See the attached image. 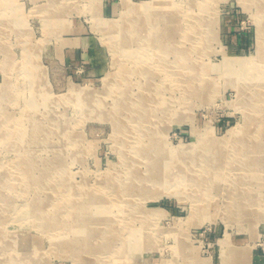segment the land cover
Listing matches in <instances>:
<instances>
[{"label":"rangeland","instance_id":"1","mask_svg":"<svg viewBox=\"0 0 264 264\" xmlns=\"http://www.w3.org/2000/svg\"><path fill=\"white\" fill-rule=\"evenodd\" d=\"M130 1L139 6L153 0ZM163 1L156 2L159 4L154 12L155 24L160 15L165 14L184 29L190 25L185 13L203 15L205 34H190L187 43L194 47V41L202 38V43L200 41L197 45L199 49L197 46L192 48V56L200 65L194 70L201 76L202 91L200 96L186 103L182 114L180 109L159 114L161 119L155 121L159 126V132L153 138L155 145L145 151V155L136 157L140 131L134 127L141 125L123 117L122 123L127 129L117 130L118 123L111 116L117 93H108L119 71V55L113 48L115 34L121 31L122 37L126 38L128 31L133 29L131 20L135 18L141 22L145 14L127 19L122 17V0H0V84L10 82L14 87L5 107L12 117L19 118L27 100L32 99L34 91L23 74L26 42L42 45L38 61L44 70L46 89L53 97L65 100H57L49 107L44 104L38 107L40 113L50 110L63 116L69 129L73 130L72 140L78 144L66 141L59 147L63 148L62 164L67 170L66 177L78 185L80 192L82 185L94 187L113 175L117 178L121 175L123 184L131 183V174L137 169L141 175L149 177L157 167L167 168L180 180L183 175L190 177L192 171L201 172L203 165L211 166L215 162L209 156L208 143L219 140L223 142V149L229 140L233 141L235 134L247 133L246 117L253 115L254 108L248 111L245 106L264 99V85L250 87L252 81L244 77L240 65L244 68L260 66L264 71V59L259 58L260 54L264 58V52L259 51L262 45L264 47V0H166L165 4ZM203 6L206 8L202 10ZM108 23L113 24L114 31L103 28ZM165 24L164 20L159 29ZM9 60L20 65V70L5 68L4 63ZM247 84L250 90L246 89ZM132 86L133 92L139 94L137 83ZM77 90L87 93L88 98L95 95L103 99L108 109L101 112L94 105L83 106ZM38 93L41 99L43 93ZM175 95L179 96V93ZM6 142L0 140V167L12 166L20 155L19 149ZM43 157L51 158L53 153L44 152ZM38 164L41 168L35 171L36 175H48L44 184L53 186L63 182L64 176H60V172L57 176L51 163ZM6 173L0 171V180ZM239 174L238 170L228 171L227 177H222L213 189L211 205L200 212L195 209L197 189L190 186L191 180L186 182L188 186L183 185V180L178 186L170 183L163 186L156 181L139 184V190L126 207L131 214L134 213L126 219L137 230L133 236L125 232L127 246L129 249L134 247V252L129 254L133 264H264V177L255 180L246 190L258 203L252 208L243 207L245 209L239 213L229 206L231 200L228 198L233 195V191H228L231 181ZM13 179L14 185L16 177ZM15 185L17 187L7 189L5 193L13 199V205L8 209L12 211L7 212L13 223L10 227L8 224L5 234H13L23 227L26 235L39 242L42 250L38 259L44 260L45 264H118V256L126 252V246L120 253L104 250L100 245L104 242V231L99 230L101 242L91 241L92 251L82 252L76 247L73 251L62 249L61 242L55 245L48 233L32 223L35 218L31 215L21 225L14 214L16 209L22 208L18 210L19 215L28 214L23 209L24 204L33 203L38 197L44 199L52 193L39 190L38 186L25 189L20 181ZM66 195L69 197L68 193ZM259 203L262 205L258 206ZM54 205L48 202L43 208L47 212ZM2 207L0 202V209ZM151 210H162V213L146 218ZM63 213L61 210L55 217ZM78 224L81 223L76 222ZM60 236L58 233L57 237ZM66 236L75 243L77 229L68 230ZM0 237L4 238V234Z\"/></svg>","mask_w":264,"mask_h":264},{"label":"bare ground","instance_id":"2","mask_svg":"<svg viewBox=\"0 0 264 264\" xmlns=\"http://www.w3.org/2000/svg\"><path fill=\"white\" fill-rule=\"evenodd\" d=\"M160 1L153 0L150 3L136 6L130 0H122L124 7L122 17L126 16L127 19L132 15L139 16L145 14V18L141 22L135 18V20H131L133 29L128 31L127 34L129 36L126 38L122 37V32H118L117 28L118 34H115L117 36L113 39V48L119 55L117 59L119 71L118 78L108 93V95H116L117 93L115 103L111 107L114 108L111 116L118 123L117 130L127 129L124 126L125 124L122 123L123 117L129 118L132 122H138V125H141L140 127H134L138 132L140 131V137L136 141L139 147V150L134 154L136 157L145 155V151L150 150L151 146L155 145L153 138L159 132L158 122L155 121L161 119L159 114L165 115V113L175 109H180V112L181 110L184 111L186 103L194 97L200 96L202 91L199 84L201 76L197 75V72L194 70L195 67L200 66L198 65L199 61L192 56V48H197L202 38L200 37L199 41H194V47L192 45L188 46L187 43L190 41V34L199 36L205 34L203 15L185 13V16L189 18L190 25L184 29H181L178 22L165 14L164 16L160 15L157 19L159 24H155L153 20V17H155L154 12L157 10V5ZM156 2L159 3L156 4ZM163 2L165 4L166 0ZM206 6H203L202 10ZM181 14L183 15V13ZM164 20L166 24L160 30L159 26ZM185 22L188 23V19ZM103 28L113 30L114 26L112 23H108L106 27L103 25ZM26 43V60L23 74L28 77L32 86L31 89L34 92L32 99L27 100L21 117H12L5 107V101L12 95L14 87L11 86L10 82L0 84V140L7 141V144L20 150L18 162L10 167H0V171L4 170V172H8L0 180V202L3 203V207L0 209V234H4V238L0 237V250L2 251L0 254V264H45L44 260L38 259L39 253L42 250L39 242H35L31 236L26 235L23 227L17 229L13 234H11L12 232L5 234L8 224H10V227L13 223V218L10 219L7 213L12 211H8V209L12 207L13 199L5 193L12 187H17L15 184L19 181L25 189L38 186L39 190H47L52 193L44 199L38 197L33 203L24 204L23 209L28 214L19 215L18 210L22 208L16 209L14 213L16 216H14L19 219L21 225L25 222L24 219L28 215H31V217L35 218L32 220V223L38 225L43 232L48 233L55 245L61 242L60 246L62 249L73 251L75 250L74 247H76L77 250H82V252L92 251L93 245L91 241L100 240L99 242H101L102 236L99 235V230L101 232L104 231V242L100 244L103 245L104 250L108 251L111 249L112 252L120 253V250L124 252L126 246V252L118 256V264L134 263L129 255L131 251L134 252L132 250L134 247L129 249V246H127L128 237L125 235V232L133 236L137 230L133 226V223L128 222L126 219L127 216L134 215V213L131 214L130 211L126 210V207L129 206L128 203H131L128 201L133 200L137 190H139V184H144L145 181H156L163 186L169 183L178 186L182 185V180L184 181L183 185H187L186 182L191 180L190 186L193 189H197V194L194 196L195 199L193 198L194 201L197 200V205L195 207L196 203H194L193 207L200 212L209 206L210 199L214 198L212 194L213 189L216 188L222 177H227L228 171L238 170L240 174L236 179L231 181L232 184L229 186L230 190L228 191H233L232 197L227 196L231 200L229 206H233L241 213L245 209L243 207L248 206V208H252L258 203L250 195L251 192L246 190L252 187L251 184L255 180L264 177V99L261 98L255 104H247L245 106L248 111H252L254 108L253 115L246 117L247 122L245 127L248 128L247 133L242 134V132H238L232 138L233 141L229 140L223 149V142L219 140L214 139L215 141L208 143L210 146L209 156L215 162L211 166L203 165L201 172L197 170L192 171L190 177L183 175L184 178L180 180V177L178 178V176L169 173L166 170L167 168L157 167L155 173L149 177L141 175L137 169L131 174V183L123 184L121 181L123 177L121 175L119 178L113 175L104 178L103 181L97 184L99 186L87 187L82 185L80 188L81 192L78 191V185L76 183L72 184L66 177L68 175L67 170L62 164L63 148L59 147L62 143H66V141H69V143L76 142L75 145L78 144L77 141L72 140L74 137L73 130L69 129L68 122L63 116H59L50 110L40 113L38 107V105L42 104L49 107V104L65 99L53 97L48 92V89H46L44 70L38 61L42 45H34L28 41ZM259 51L264 52L263 45ZM172 57L174 58L172 59ZM259 58L261 60L264 59L262 54H260ZM229 62L231 63L232 61ZM240 65L242 66L241 69L243 71L242 74L245 75L244 77L252 81L250 87H262L264 85V71L262 67L244 68L242 64ZM4 66L5 68L7 66L8 68L20 70V67H18L20 65L10 60L5 61ZM134 83H137V87H139V94L133 92L134 87L132 85ZM248 85H246L247 90L249 89ZM242 86L244 87V85ZM38 92L43 93L40 95L42 96L41 99H39ZM177 92L179 96L175 95ZM76 93L80 96L79 100L83 106L94 105L101 112L108 109L103 99L96 98L95 95L88 98L89 95L81 90H77ZM158 110L162 111L157 113ZM254 128H256V131H254ZM44 152H52L53 157H43ZM44 161L53 165L52 168H54L57 176V172H60V176H64L63 182L53 186L49 183L44 184L48 175L43 177L35 173L36 170L41 168V165L38 163ZM12 175L16 177L17 183L14 185L12 182V180L14 181V177L10 178ZM73 190H77L78 193H72ZM24 192V189H22V193ZM66 193H68L69 197ZM48 202L55 205L47 213L43 207ZM192 205L191 210L193 209ZM257 205L260 206L262 204L259 203ZM61 210L64 211L63 215L55 217L57 213L59 215V211ZM161 213L162 210H151L146 215V218L149 216L150 218H154ZM76 222L81 224L76 225ZM69 225H72V227H69ZM73 228L77 229L75 243H73L74 241H70L66 236L67 231ZM58 233H61L60 237H57Z\"/></svg>","mask_w":264,"mask_h":264}]
</instances>
